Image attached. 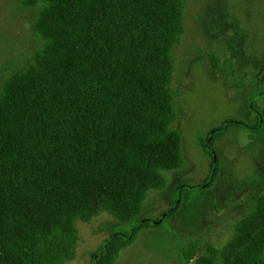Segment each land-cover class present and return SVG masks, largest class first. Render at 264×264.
I'll return each mask as SVG.
<instances>
[{
    "label": "trees",
    "instance_id": "trees-1",
    "mask_svg": "<svg viewBox=\"0 0 264 264\" xmlns=\"http://www.w3.org/2000/svg\"><path fill=\"white\" fill-rule=\"evenodd\" d=\"M187 0H20L34 8L38 44L0 85V264H67L74 256V220L101 212L127 222L166 172L181 168V134L171 87L173 50L184 33ZM216 57L209 62L216 67ZM264 92V70L259 73ZM225 117L197 137L206 174L184 189L209 187L218 173L215 141L229 127L258 130ZM220 245L190 240L178 264H264V187ZM177 204V201L174 205ZM174 206L110 232L89 253L90 264L118 262L121 248L158 226Z\"/></svg>",
    "mask_w": 264,
    "mask_h": 264
},
{
    "label": "rangeland",
    "instance_id": "rangeland-1",
    "mask_svg": "<svg viewBox=\"0 0 264 264\" xmlns=\"http://www.w3.org/2000/svg\"><path fill=\"white\" fill-rule=\"evenodd\" d=\"M34 8L20 0H0V85L8 69L25 63L38 44L31 25ZM184 33L173 50L171 87L177 110L175 127L181 134L184 165L166 172L163 189L145 198L141 211L121 222L101 212L90 221L74 220L77 241L67 264H90L89 253L112 231L126 230L143 216L155 217L174 206L156 227L143 229L120 249L118 262L127 264H178L190 240L200 237L197 250L207 241L222 244L233 221L250 206L251 192L264 187V123L258 130L229 127L215 141L218 173L202 190L184 189L206 174L209 158L197 137L225 117L250 123L248 104L262 111L259 73L264 70V0H187ZM216 57V67L209 62ZM177 201V204L174 203Z\"/></svg>",
    "mask_w": 264,
    "mask_h": 264
}]
</instances>
